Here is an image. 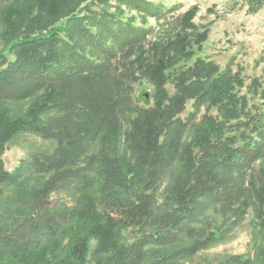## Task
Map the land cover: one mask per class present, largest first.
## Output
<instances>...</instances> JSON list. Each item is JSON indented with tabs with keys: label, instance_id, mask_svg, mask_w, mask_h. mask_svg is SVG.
Segmentation results:
<instances>
[{
	"label": "trees",
	"instance_id": "obj_1",
	"mask_svg": "<svg viewBox=\"0 0 264 264\" xmlns=\"http://www.w3.org/2000/svg\"><path fill=\"white\" fill-rule=\"evenodd\" d=\"M10 1L0 0V104L39 101L24 122L0 125V190L11 192L0 203V264H185L225 240L252 204L264 233V92L250 109L231 65L189 63L208 36L192 23L194 9L179 15L181 2L152 0ZM95 1L124 5L157 27L108 10L83 14ZM234 1L249 14L264 8V0ZM136 51L126 76L150 86L143 100L118 69ZM18 132L58 145L7 169L4 144ZM167 174L174 182L159 202ZM75 183L72 207L52 199ZM260 255L264 264V249ZM233 259L225 264L253 263Z\"/></svg>",
	"mask_w": 264,
	"mask_h": 264
},
{
	"label": "rangeland",
	"instance_id": "obj_2",
	"mask_svg": "<svg viewBox=\"0 0 264 264\" xmlns=\"http://www.w3.org/2000/svg\"><path fill=\"white\" fill-rule=\"evenodd\" d=\"M12 1V0H11ZM10 1V2H11ZM22 1V0H20ZM154 2H163L167 5L181 2L184 7L179 13H185L189 9H194L195 14L192 17V23L199 30H207V39L203 42L201 50H197L196 55L189 62L193 64L196 58H204L217 62L222 68L231 65L234 72H238L244 82L240 93L246 95L249 99V108L254 104L263 102L262 93L264 92V8L254 14H249L246 9L237 5L234 0H152ZM88 11L102 12L108 10L116 13L117 16L124 19H132L136 24L144 23L147 26L157 27V21L152 18H144L134 10L124 5L117 4L114 1L101 3L95 1ZM36 11H34L35 13ZM33 13V15H34ZM7 17L3 11L0 14V50L5 45L4 33L7 25ZM157 41V35L148 39L144 49L150 48L152 43ZM140 51L132 54L130 59H125L119 64V71L125 77L130 85L129 93L134 98L143 100V94L150 91V86L144 81L126 76L130 67L133 72L136 64L133 63ZM13 55L9 58L13 59ZM113 71L114 74L117 70ZM172 93L174 88L168 86ZM39 98V97H38ZM38 98H29L21 101H6L0 104V125L10 122H24L29 118V113L39 101ZM141 105L142 101H138ZM137 102V103H138ZM192 102L186 105V116L188 111L192 110ZM205 108L202 113L205 112ZM216 114V110L212 111ZM127 119H123V130L126 132ZM125 137L122 138L121 148L125 149ZM57 141L54 139H44L39 135L32 133L18 132L8 139L4 144L2 157L5 168L13 169L23 158L30 157L33 154H51L57 147ZM97 147V146H96ZM95 150V148H93ZM262 162L255 163V169L261 167ZM174 182V176L167 174L164 177L158 193L159 202L165 200L167 191ZM79 183L61 187L52 194V199L56 203L72 207L76 203L78 195L77 186ZM96 191L97 186H94ZM11 192L7 188L0 190V203L9 200ZM216 208L210 210L212 221L219 224L222 218L219 216ZM256 205L252 204L247 214L241 222L229 231L225 240L211 245L209 248L193 255L185 264H225L236 256L243 259H250L252 264H261L259 257L264 249V233L257 226ZM235 260V259H233ZM69 264V263H65Z\"/></svg>",
	"mask_w": 264,
	"mask_h": 264
}]
</instances>
